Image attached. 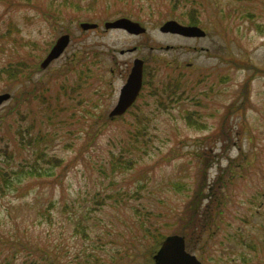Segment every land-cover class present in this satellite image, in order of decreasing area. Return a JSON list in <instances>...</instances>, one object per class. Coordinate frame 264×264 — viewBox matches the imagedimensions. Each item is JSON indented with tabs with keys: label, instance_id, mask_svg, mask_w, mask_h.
Segmentation results:
<instances>
[{
	"label": "rangeland",
	"instance_id": "rangeland-1",
	"mask_svg": "<svg viewBox=\"0 0 264 264\" xmlns=\"http://www.w3.org/2000/svg\"><path fill=\"white\" fill-rule=\"evenodd\" d=\"M137 57L147 82L110 118ZM4 92L0 264H156L189 204L204 264H264V0H0Z\"/></svg>",
	"mask_w": 264,
	"mask_h": 264
},
{
	"label": "water",
	"instance_id": "water-1",
	"mask_svg": "<svg viewBox=\"0 0 264 264\" xmlns=\"http://www.w3.org/2000/svg\"><path fill=\"white\" fill-rule=\"evenodd\" d=\"M81 26L84 29L95 28L97 23L83 22ZM106 28H123L131 33L140 34L146 32V27L140 22L128 17L117 18L105 23ZM164 32L179 33L188 36H204L206 32L196 25H185L176 19H169L163 23L160 28ZM70 34L66 33L60 36L52 47L48 56L43 60L41 66L47 67L52 60L58 58L70 42ZM144 60L136 58L133 67L129 73L126 83L120 90L117 104L110 111V117L123 115L136 101L143 86ZM9 92L0 94V104L9 99ZM157 264H203L198 256L191 253L186 248V238L181 234H172L167 236L159 250L154 255Z\"/></svg>",
	"mask_w": 264,
	"mask_h": 264
},
{
	"label": "trees",
	"instance_id": "trees-1",
	"mask_svg": "<svg viewBox=\"0 0 264 264\" xmlns=\"http://www.w3.org/2000/svg\"><path fill=\"white\" fill-rule=\"evenodd\" d=\"M145 75H146V73H145ZM146 82H147V77H146L145 83ZM225 118H226V116L224 117L223 121L226 123L227 120H225ZM228 130H226L225 127L223 128V126L221 125L219 130L216 132V134L220 137V139H225V140L231 141L232 135L228 136ZM33 172H36V171H32L30 173H33ZM217 186H219V185L217 184ZM211 202H212V200H209V203H211ZM190 205L191 204L187 205L186 211L184 212L183 215L180 216L179 223L182 224V227L178 230L179 233L183 234L187 239L192 238L191 236H192L193 232L195 231V229H197L200 226L204 227L203 222L199 223L200 217L203 216V213L201 212L202 206H193V208H191ZM206 211H207V208H206ZM153 226H154L153 224L151 226H147L146 224L144 225V229L146 230V232L144 233V236H146V238H148L147 231L152 229ZM30 264H37V262L33 261Z\"/></svg>",
	"mask_w": 264,
	"mask_h": 264
}]
</instances>
